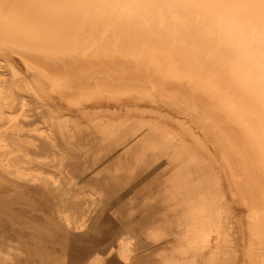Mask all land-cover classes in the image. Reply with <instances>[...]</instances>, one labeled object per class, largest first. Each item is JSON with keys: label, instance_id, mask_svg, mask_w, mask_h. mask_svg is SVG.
Instances as JSON below:
<instances>
[{"label": "bare ground", "instance_id": "1", "mask_svg": "<svg viewBox=\"0 0 264 264\" xmlns=\"http://www.w3.org/2000/svg\"><path fill=\"white\" fill-rule=\"evenodd\" d=\"M9 49L26 54L27 65L37 75L33 85L16 84L14 87L0 73L1 196L31 207V196L27 191L31 187H41L47 193L55 194L62 182L33 168L38 163L44 165L48 160L55 161V151L61 152L60 164H67L72 162L74 152L59 147L56 134L63 136V132L52 113L43 122L45 129L27 127L29 103L20 90L26 87L35 94H55L72 103L76 97L82 99L88 91L84 88L90 87L89 90L111 93L114 98L134 96L136 100L154 103L180 125L191 131L198 129L200 136L195 132L194 137L203 145L210 141L218 150L217 147L226 144L227 149H219L218 160L220 164H226L231 185L234 180L232 182L230 156L231 153L240 156L245 167L250 166L252 174L247 170L235 183V195L241 194L247 204H255L251 219L256 229L250 230L255 231L254 235L260 241L264 239V0H0V52ZM28 55L36 59L29 60ZM102 63L122 73L123 76L118 78L121 84H107L105 72L99 71L100 67L106 66ZM140 71L152 74L142 81L146 84L135 83V73ZM170 81L177 84H160ZM42 87L50 89L43 90ZM125 123L105 121L103 117L90 121L91 128L112 136L107 137L110 143H117V131ZM223 126L229 129L225 130ZM30 132L37 133L39 139L31 140L27 134ZM161 132L163 127L156 121H135V155L124 157L120 149H115L106 164L115 168L112 176L123 172L134 175L138 167L146 170L152 164L163 165L165 162L161 160L174 152L173 156L166 157L167 164L169 168L176 166L178 169L169 174L170 182L165 191L170 196L169 201L177 198L170 211L178 214V218L174 214L172 221H178V225L185 228V234L179 237L170 257L159 264H182V258L188 255L206 263L208 257L204 252L211 249L209 256L215 254L212 242L221 243L227 238L222 227L223 211L207 182L192 180L188 172L190 166H184L188 159L177 165L175 151L186 149L185 145L178 143L174 135L161 137ZM235 137L240 143L237 148ZM36 142H42L43 147ZM32 149L34 155L30 153ZM105 170L109 168L106 166ZM64 175L70 179L67 184L76 185L78 181L71 178L84 180L86 173L67 167ZM99 189L102 194L99 197H95L93 191L87 195V190H78L83 196L82 204H69L73 213L81 218L60 211L55 218H50L51 215L45 218L75 230L78 241L102 242L96 235L110 231L108 224L115 214L112 211L124 205L119 197L103 196L105 190ZM64 192L67 194L68 189ZM99 199L106 201L93 212ZM131 201L128 212L126 210L123 215L126 219L134 215V198ZM87 203L89 207L85 211L83 206ZM92 213L97 215L92 218ZM89 216V226L100 227L98 230L103 233L94 230L84 233L89 227L86 221ZM42 222L38 220L27 230L35 235L27 241L19 235L18 231L22 230H10L8 224L0 223V239H6L8 234L14 236L15 242L19 238V242L25 244V252L20 256H26L23 260L19 257L17 263L54 264L78 251L83 255L93 253L88 264L105 261L103 256L95 255V251L77 249L84 247L77 244L59 254L55 250H44L57 234L42 226ZM8 223L14 224V217ZM23 223L25 221H19V224ZM90 232H96V235ZM163 236L157 234L155 238L160 240ZM36 239H40L39 246H34ZM117 246L115 257L112 256L114 249L109 250L113 258H110L112 263L107 264H129L134 250L126 237H121ZM42 252V259L37 261ZM247 255L253 256L254 264L259 256L264 263L262 255L251 252ZM10 257L8 251L0 248V264H11ZM80 262L76 257L72 263Z\"/></svg>", "mask_w": 264, "mask_h": 264}, {"label": "rangeland", "instance_id": "2", "mask_svg": "<svg viewBox=\"0 0 264 264\" xmlns=\"http://www.w3.org/2000/svg\"><path fill=\"white\" fill-rule=\"evenodd\" d=\"M26 56V54L23 55L10 49L0 52V73L14 87L16 84H25V86H28V84L33 83L37 75L27 65ZM28 57L31 61L36 59L30 55ZM41 59L39 58V60ZM42 60L45 61L44 59ZM102 64L106 66L98 68L99 71L105 72L104 76L107 84H121L118 78L123 76L122 73L117 71L115 67H110L107 63ZM151 76L152 74H147L144 71L135 73V83L146 84L142 81L148 80L146 77ZM160 84L177 83L170 81L166 83L160 82ZM87 88L88 91L85 92V96L82 99L76 97L72 103L63 98L60 99V96L55 94L41 95L40 92L35 94L26 87L20 90L19 93L29 103L27 109L29 110L28 116L30 117L26 122L27 127L30 129H45L43 122L52 113L55 121L62 128L61 132H63V136L60 133L56 134L59 147L66 151L73 149L74 152L71 157L72 162L70 161L67 164H60V160L58 161V159L61 156V152L55 151L54 154L57 156L54 159L55 161L48 160L44 165H39L37 162L38 165H35V168H33L40 169L46 175L51 174L54 178L62 182L59 190L54 191L55 194H49L41 187H31L27 190L31 196L29 200L31 207L19 202L14 203L10 200L11 198H5L0 194V223L8 224L9 229L16 228L22 230L23 232L18 231L19 235L21 237L24 236V239L27 241L35 237V235L33 236L34 232H27V230L32 228L31 225L37 223L38 220H42V226L53 229L54 233L56 232L57 234L54 241H49L46 247V243H44L42 248L45 247L44 250L47 251L55 250L57 254L64 249L69 250L77 244L84 246L80 248L75 247L77 249L82 250L81 248H84L83 250L95 251V255L99 257L103 256L105 261L102 264H107L109 261L112 263L110 258L113 257L109 255V250L114 249L112 256L115 257L117 254L115 250L118 249L117 245L120 238L126 237L130 248L134 250L132 259L128 261L129 264H159L163 262L164 259L170 257L171 250L177 246L178 240H180L179 237L185 234V228L178 225V221L174 220V223L172 221L175 213L173 214L170 211V207L171 205L173 206L177 198L169 201L168 198L170 196L165 191L166 185L170 182L168 180L170 177L169 174L174 169H178L176 166H170L169 168L167 164L166 157L173 156L174 152H171L170 155H166L164 158L162 157L163 159L161 161H164L166 164H157L155 166L152 164L146 170L138 167L134 175H127L123 172L121 175L119 173L116 176H112L115 168L112 169L113 165L106 164V160L114 154L115 149H120L124 153V157L135 155V121H156L163 127V132L159 133L161 137L174 135L178 143H183L186 147V149L183 148L175 151V156L178 158L176 160L177 165H181L188 159L187 162L189 164L186 162L184 166H190L188 172L192 175V180L195 183H198L201 179V181L207 182L208 187L218 198L217 204L221 208L220 210L223 211L222 220L224 224L222 227L227 238L221 243L212 242L211 247L213 251L216 249L215 254L209 256L212 250H206L204 252L205 256L208 257L206 263L200 262L199 257L193 258L189 255V257L184 256L181 263L254 264L255 260H253V256L249 257L250 254L247 255V252H251L256 256L262 255L264 260V239L260 241V239L255 237V231L250 230L251 228L256 229L255 222L251 219L255 210V204H247L246 201L241 199V194H237L238 196L235 195L237 191L234 185L240 181L247 170H250V174H252V169L249 165L245 167L244 160L240 156L235 153H231L230 156L232 182L234 180V184L231 185V180H228V168L226 164H220L218 160V151L222 148L227 149L226 144H223L221 148L217 147L218 150H215V146L210 141H206V144L203 145L194 137L196 133L200 136L198 129L191 131L186 126L180 125L172 118L166 116V111L159 109L158 105L154 103L136 100L134 96L114 98L111 93L99 92L94 89L89 90L90 87L84 89ZM42 89L49 90L50 87H42ZM102 117L105 121L115 120L126 122L117 131V143L108 142L107 137L112 136L108 135L106 131V134H103L100 130L91 128L90 121H97V119ZM223 127L225 130L229 129L227 126ZM27 134L31 140L39 139L37 133L30 132ZM159 134L156 136H160ZM234 142L235 147H239L240 143L236 137ZM38 144L43 147L42 142ZM30 153L32 155L35 154L33 149L30 150ZM37 153L41 154L39 151ZM99 153L101 154L97 156ZM105 155L106 157H104ZM182 157L186 158L182 159ZM98 158L101 160H98ZM192 158L194 159L192 160ZM106 166L109 170H105ZM67 167L71 170L79 169L85 171L86 176L84 180L71 178L72 181H78L76 184L78 186L75 183L67 184L70 180L69 177L64 175ZM114 177L117 178L114 179ZM177 186L179 187V185ZM106 187H109L106 189L107 191L104 189ZM99 188L105 190L103 196L114 195L119 197L118 199L124 205L122 208L121 205L117 207L115 212L112 211L115 214L111 218L112 221L108 224L110 231L104 235H96V232H101V229L98 230L100 227L89 226L91 224V217H86L89 227L86 230L83 228L85 230L84 233L94 230L96 232L90 233L95 234L98 240H103L102 242L98 243L96 240L78 241V239H75V230L72 228L66 229V226L63 225L64 227H62V224L54 223L50 219L45 218L48 215H51L50 218L57 217V211L64 213L71 212L72 215L74 214L77 218H81L80 215L73 213V208L70 209L69 204L71 202H74L73 205L82 204L83 196L78 194L81 189L87 190V195L90 191H93L96 193L95 197H99L102 195L99 192L101 191ZM65 189H68L67 194L64 192ZM72 194L74 195L71 196ZM75 198H79L80 200ZM132 198H134V208L132 210L134 215L126 219L123 215L126 213V210L128 212V203L132 202ZM104 201L103 199H99L96 207L92 208L93 212ZM88 203L83 206L85 211L89 207ZM262 204L264 205V202ZM95 215L97 214L92 213V218ZM175 216L177 217L178 214H175ZM13 217L16 225H14L15 223H8L9 219ZM20 220L25 221V223L19 224ZM125 220L128 222H125ZM172 233L177 234V236H171L170 234ZM11 234L15 235L14 232ZM67 234L71 237L67 236ZM157 234H163V239L156 240L155 237ZM6 236V239H0V248L5 252L8 251V257L11 255V259H8L11 264H19L17 263L20 261L19 257H22L23 260L26 256V254L20 256L21 252H25V248H23L25 244L19 242V238H17L16 243L14 236L9 237L10 235L8 234ZM38 236L39 234H37V238ZM39 242L40 239L34 240V246L35 244L39 246ZM40 254L41 258L37 259V261L41 260L44 255L43 252ZM86 254L83 255L81 251H78L74 256L73 254L69 257L65 256L63 261L54 264H73L72 262L76 257L81 260L79 264H88L93 258V255H91L93 253ZM260 257L257 258L256 263L264 264ZM118 264H124V262Z\"/></svg>", "mask_w": 264, "mask_h": 264}]
</instances>
